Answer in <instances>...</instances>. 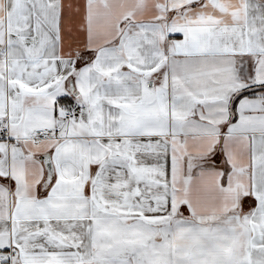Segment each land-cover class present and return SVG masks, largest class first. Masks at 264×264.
Here are the masks:
<instances>
[{"label":"snow or ice","instance_id":"1","mask_svg":"<svg viewBox=\"0 0 264 264\" xmlns=\"http://www.w3.org/2000/svg\"><path fill=\"white\" fill-rule=\"evenodd\" d=\"M0 264H264V0H0Z\"/></svg>","mask_w":264,"mask_h":264}]
</instances>
